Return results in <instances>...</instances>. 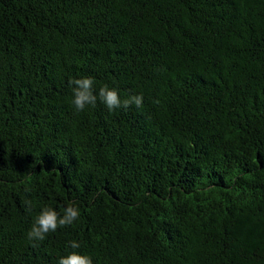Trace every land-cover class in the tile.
Instances as JSON below:
<instances>
[{
  "label": "trees",
  "instance_id": "1",
  "mask_svg": "<svg viewBox=\"0 0 264 264\" xmlns=\"http://www.w3.org/2000/svg\"><path fill=\"white\" fill-rule=\"evenodd\" d=\"M81 77L142 106L76 111ZM71 251L264 264V0H0V264Z\"/></svg>",
  "mask_w": 264,
  "mask_h": 264
},
{
  "label": "clouds",
  "instance_id": "2",
  "mask_svg": "<svg viewBox=\"0 0 264 264\" xmlns=\"http://www.w3.org/2000/svg\"><path fill=\"white\" fill-rule=\"evenodd\" d=\"M72 87V105L76 111H83L87 106H95L97 100L103 103L109 111L131 105L142 106L143 97L141 95H132L121 100L118 92L108 86L101 87L98 92H94L93 79L91 77L73 78L69 81ZM30 208V202H28ZM80 210L74 203H69L63 209L60 215L54 208L45 206L35 216L34 221L27 232L30 241H43L50 232H55L58 228L72 225L79 219ZM71 249H79L78 241L69 242ZM57 264H92V259L78 251H71L65 256H61Z\"/></svg>",
  "mask_w": 264,
  "mask_h": 264
}]
</instances>
